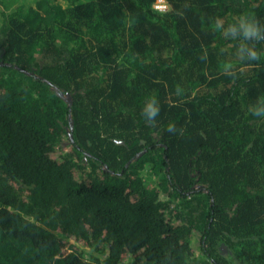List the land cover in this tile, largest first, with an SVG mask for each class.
I'll return each mask as SVG.
<instances>
[{
  "label": "trees",
  "instance_id": "obj_1",
  "mask_svg": "<svg viewBox=\"0 0 264 264\" xmlns=\"http://www.w3.org/2000/svg\"><path fill=\"white\" fill-rule=\"evenodd\" d=\"M163 1L4 15L0 264H264V0Z\"/></svg>",
  "mask_w": 264,
  "mask_h": 264
},
{
  "label": "clouds",
  "instance_id": "obj_2",
  "mask_svg": "<svg viewBox=\"0 0 264 264\" xmlns=\"http://www.w3.org/2000/svg\"><path fill=\"white\" fill-rule=\"evenodd\" d=\"M224 25V21L222 19H217L215 23V27L217 29L222 28ZM228 33H231L233 36H236L239 34L243 37V40L248 39H260L262 36H264V27L259 25L253 18H251L247 14H242L238 18H235L233 23L228 24V27L224 29V34L227 35ZM243 40L241 42V48L239 50L241 56L244 55V53H247L248 58L255 59L257 57V52L251 48H248L244 43ZM149 117H154L158 109L152 105H149L146 109ZM256 115H262L264 114V104L258 105L255 109ZM169 130H172V126H169Z\"/></svg>",
  "mask_w": 264,
  "mask_h": 264
},
{
  "label": "rangeland",
  "instance_id": "obj_3",
  "mask_svg": "<svg viewBox=\"0 0 264 264\" xmlns=\"http://www.w3.org/2000/svg\"><path fill=\"white\" fill-rule=\"evenodd\" d=\"M37 0H0V28L4 22V15L13 13L16 9L23 8V11H27L30 7L34 8ZM54 4H60L63 7L68 5L67 0H50ZM84 1V0H79ZM78 3V0H76ZM198 236V234H195Z\"/></svg>",
  "mask_w": 264,
  "mask_h": 264
},
{
  "label": "built area",
  "instance_id": "obj_4",
  "mask_svg": "<svg viewBox=\"0 0 264 264\" xmlns=\"http://www.w3.org/2000/svg\"><path fill=\"white\" fill-rule=\"evenodd\" d=\"M155 9L158 11H165L166 10V5L163 0H158L157 4L155 5Z\"/></svg>",
  "mask_w": 264,
  "mask_h": 264
}]
</instances>
